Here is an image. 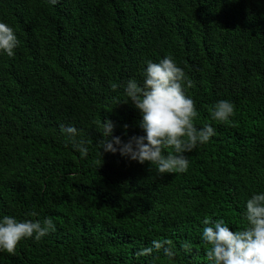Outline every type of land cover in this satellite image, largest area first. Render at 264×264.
I'll return each mask as SVG.
<instances>
[{
    "label": "trees",
    "instance_id": "16d2710c",
    "mask_svg": "<svg viewBox=\"0 0 264 264\" xmlns=\"http://www.w3.org/2000/svg\"><path fill=\"white\" fill-rule=\"evenodd\" d=\"M0 22L20 41L0 52V219L56 226L0 264H212L204 219L241 230L264 193V0H0ZM169 55L192 81L195 126L216 134L183 173L102 156L103 120L125 142L144 135L124 89ZM220 100L234 105L225 122ZM157 239L173 259L137 255Z\"/></svg>",
    "mask_w": 264,
    "mask_h": 264
},
{
    "label": "clouds",
    "instance_id": "9594fccd",
    "mask_svg": "<svg viewBox=\"0 0 264 264\" xmlns=\"http://www.w3.org/2000/svg\"><path fill=\"white\" fill-rule=\"evenodd\" d=\"M49 2L55 5L58 0ZM19 45L14 30L0 22V52L12 58ZM146 63L143 84L129 79L124 89L128 98L124 103L130 101L139 111L137 125L144 135H133L125 142L120 136L113 135V122L103 120V138L100 141L103 152L100 153L103 156L104 153L119 152L130 161L140 164L148 162L155 165L161 175L186 172L189 166L186 153L192 152L198 144L209 142L216 134L215 129L209 124L200 128L195 126V103L185 93V87L193 86L192 81L172 56H165L159 63ZM233 113V103L220 100L213 107L212 119L225 122ZM122 127L127 130L128 125ZM165 148H171L172 152L165 154ZM27 215L35 217L37 213L30 212ZM245 220L246 226L243 229L233 231L223 219H204L202 238L210 245L207 259L212 264H264V193L253 194L247 200ZM55 230L51 218L42 221L17 220L13 216L4 215L0 219V250L14 254L22 239L34 237L39 241ZM181 248L190 252L191 244L184 242ZM161 250L169 260L176 255L173 243L168 239L153 240L151 247L142 249L137 255H151L153 251Z\"/></svg>",
    "mask_w": 264,
    "mask_h": 264
}]
</instances>
